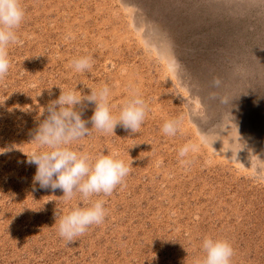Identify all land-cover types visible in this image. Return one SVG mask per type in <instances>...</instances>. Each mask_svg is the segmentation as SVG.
I'll return each instance as SVG.
<instances>
[{"label":"rangeland","instance_id":"obj_1","mask_svg":"<svg viewBox=\"0 0 264 264\" xmlns=\"http://www.w3.org/2000/svg\"><path fill=\"white\" fill-rule=\"evenodd\" d=\"M21 3L0 78V264H196L205 236L232 245L231 264H264V0ZM84 55L92 66L76 72ZM105 84L114 116L132 88L148 110L137 133L92 129L71 144L131 167L111 195L92 197L104 221L69 243L55 222L85 202L34 181L31 134L61 90ZM76 107L91 129L95 104ZM186 143L197 150L181 158Z\"/></svg>","mask_w":264,"mask_h":264},{"label":"clouds","instance_id":"obj_2","mask_svg":"<svg viewBox=\"0 0 264 264\" xmlns=\"http://www.w3.org/2000/svg\"><path fill=\"white\" fill-rule=\"evenodd\" d=\"M25 18V9L21 0H0V78L10 69L8 46L18 40L17 30ZM93 58L89 55L79 56L71 61L76 72H85L92 66ZM219 86V80H213ZM111 89L103 85L91 94L83 96L73 89L61 90L59 97L45 108L46 115L33 130L31 137L39 150L33 152L28 162L37 166L34 181L42 188L61 189L63 199L71 201L79 194L84 206H73L66 214L59 217L58 233L69 243L83 235L90 226L98 225L105 219V201L94 196L111 195L117 185L121 184L130 172V165L123 159L104 152L90 157L87 153L74 150L71 144L90 134L92 129L104 133H114L117 125L125 130L137 133L141 128L148 105L139 92L132 88L129 98L122 105L119 115L114 116L110 105ZM94 103L95 108L90 122L82 119L83 108L77 110L82 101ZM182 121L178 118L164 122L162 132L175 136ZM203 142V140H202ZM197 145L186 143L179 149V156L186 158L195 152ZM187 163V160H182ZM259 178V177H258ZM203 258L196 264H231L234 255L232 245L225 239L205 236L201 243Z\"/></svg>","mask_w":264,"mask_h":264}]
</instances>
